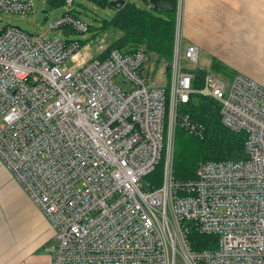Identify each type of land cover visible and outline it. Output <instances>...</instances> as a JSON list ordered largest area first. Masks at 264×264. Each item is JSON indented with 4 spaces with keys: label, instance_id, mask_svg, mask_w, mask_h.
I'll return each instance as SVG.
<instances>
[{
    "label": "built area",
    "instance_id": "1",
    "mask_svg": "<svg viewBox=\"0 0 264 264\" xmlns=\"http://www.w3.org/2000/svg\"><path fill=\"white\" fill-rule=\"evenodd\" d=\"M75 1L48 23L63 39L4 24L35 3L0 0V159L55 230L51 264H264V86L200 65L199 47L184 45V0L170 62L144 49L81 59L70 35L89 25ZM153 54L165 83L147 66ZM194 95L246 134L244 155L200 161L179 180L177 130L206 134L185 109Z\"/></svg>",
    "mask_w": 264,
    "mask_h": 264
},
{
    "label": "crops",
    "instance_id": "2",
    "mask_svg": "<svg viewBox=\"0 0 264 264\" xmlns=\"http://www.w3.org/2000/svg\"><path fill=\"white\" fill-rule=\"evenodd\" d=\"M183 39L199 47L214 71L241 73L264 86V0H184ZM54 236L0 159V264H51Z\"/></svg>",
    "mask_w": 264,
    "mask_h": 264
},
{
    "label": "trees",
    "instance_id": "3",
    "mask_svg": "<svg viewBox=\"0 0 264 264\" xmlns=\"http://www.w3.org/2000/svg\"><path fill=\"white\" fill-rule=\"evenodd\" d=\"M49 3H65L66 0H47ZM103 7H113L111 0H91ZM148 4V0H143ZM176 2V0H174ZM114 13L110 18L103 19L102 27L115 28L121 32L110 45L95 58L103 59L111 50L119 49L126 53H132L138 49L154 52L158 60L170 62L173 55L175 33V10L163 11L150 7H140L136 2L126 0L123 5L114 7ZM165 13L166 15H164ZM89 28H91L89 26ZM81 46L87 45L80 40ZM220 72H225L220 63L214 65ZM202 75V72L199 73ZM185 109L194 119L206 126V134L203 139L195 137L188 132L178 129L175 138L174 175L179 180H187L195 175L200 161L225 160L239 158L244 155L246 134L235 132L222 124L218 103L201 95L192 96ZM163 174V166L148 176L149 180L160 181ZM192 239L196 248L205 245L209 237L199 233H193ZM206 246V245H205Z\"/></svg>",
    "mask_w": 264,
    "mask_h": 264
},
{
    "label": "rangeland",
    "instance_id": "4",
    "mask_svg": "<svg viewBox=\"0 0 264 264\" xmlns=\"http://www.w3.org/2000/svg\"><path fill=\"white\" fill-rule=\"evenodd\" d=\"M33 1L35 6L32 12L26 14L12 13L3 15V23H11L13 26L19 27L32 34L44 33L46 37L60 36L64 39V35L61 31L49 30L48 23L63 15L67 8L66 3H54L51 5L47 0ZM130 1L136 2L140 7H147V4L143 0ZM73 7L81 20L87 23L91 28L83 33L71 31L70 38L85 41L87 44L81 47L79 55L81 59H93L121 34L119 30L112 27L100 29L103 19L110 18L114 13V7H103L91 0H76ZM44 8L49 11V20L47 22H43L42 10ZM163 14L166 15L165 13ZM156 60L157 57L154 54L150 55L147 66L152 73L154 81L165 83L167 82L166 79H164V76H161L163 70L156 65ZM206 60V58L204 59V57L200 55V65L206 70H213Z\"/></svg>",
    "mask_w": 264,
    "mask_h": 264
},
{
    "label": "water",
    "instance_id": "5",
    "mask_svg": "<svg viewBox=\"0 0 264 264\" xmlns=\"http://www.w3.org/2000/svg\"><path fill=\"white\" fill-rule=\"evenodd\" d=\"M126 0H113L110 1V5L113 7L123 5ZM149 3L152 7L156 9H160L163 11H173L175 6L174 0H149ZM43 22H46L49 19V11L48 9L44 8L42 10ZM67 36V33L65 34Z\"/></svg>",
    "mask_w": 264,
    "mask_h": 264
}]
</instances>
